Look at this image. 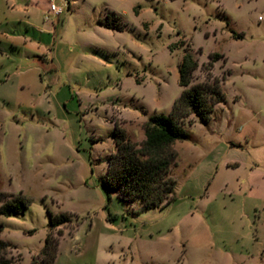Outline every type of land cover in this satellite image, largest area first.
Segmentation results:
<instances>
[{"label":"rangeland","instance_id":"1","mask_svg":"<svg viewBox=\"0 0 264 264\" xmlns=\"http://www.w3.org/2000/svg\"><path fill=\"white\" fill-rule=\"evenodd\" d=\"M50 1L63 12L45 20ZM109 12L123 30L100 23ZM188 48L193 83L223 53L227 101L208 124L181 119L177 200L108 206L116 124L140 145L149 116L172 112ZM0 193L28 204L0 214L11 264H41L49 234L54 264H264V0H0Z\"/></svg>","mask_w":264,"mask_h":264},{"label":"trees","instance_id":"2","mask_svg":"<svg viewBox=\"0 0 264 264\" xmlns=\"http://www.w3.org/2000/svg\"><path fill=\"white\" fill-rule=\"evenodd\" d=\"M136 12L138 10L136 9ZM114 18L116 14L112 12ZM110 12L101 24L112 29L123 30V24L109 21ZM223 53H210V61L204 67L207 79L193 83L194 73L199 68V61L191 48L186 49L179 66V84L183 87L169 114H152L145 123L146 138L140 145L132 141L126 129L116 124L113 138L116 151L110 155L107 174L103 180L108 197V206L113 194L123 203L140 201L138 213L155 208H165L177 200V181L170 175L177 153L172 145L177 140L189 137L181 119L195 114L204 124H208L218 104L227 101L221 86V80L212 74L214 63L222 58ZM8 193H0V214L12 216L23 213L28 204L22 195L5 199ZM111 211L108 219L113 221ZM67 213L50 214L51 227H58L71 221ZM3 226L0 225V230ZM59 240L47 235L42 250L41 264H54L57 257ZM8 242L0 239V264H11L5 256Z\"/></svg>","mask_w":264,"mask_h":264},{"label":"built area","instance_id":"3","mask_svg":"<svg viewBox=\"0 0 264 264\" xmlns=\"http://www.w3.org/2000/svg\"><path fill=\"white\" fill-rule=\"evenodd\" d=\"M63 12V8L56 3H50L47 11L44 14V19L49 20L51 15H60Z\"/></svg>","mask_w":264,"mask_h":264},{"label":"crops","instance_id":"4","mask_svg":"<svg viewBox=\"0 0 264 264\" xmlns=\"http://www.w3.org/2000/svg\"><path fill=\"white\" fill-rule=\"evenodd\" d=\"M50 3H51V1L49 2V5H50ZM49 5H48V7H49ZM47 11V10H46ZM116 196V195H115ZM123 203V202H122Z\"/></svg>","mask_w":264,"mask_h":264}]
</instances>
